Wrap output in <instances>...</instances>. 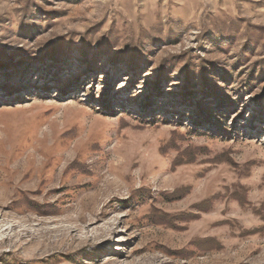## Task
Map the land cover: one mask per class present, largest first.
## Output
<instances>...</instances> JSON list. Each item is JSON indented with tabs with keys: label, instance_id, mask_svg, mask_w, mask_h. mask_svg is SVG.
<instances>
[{
	"label": "rangeland",
	"instance_id": "rangeland-1",
	"mask_svg": "<svg viewBox=\"0 0 264 264\" xmlns=\"http://www.w3.org/2000/svg\"><path fill=\"white\" fill-rule=\"evenodd\" d=\"M0 264H264V0H0Z\"/></svg>",
	"mask_w": 264,
	"mask_h": 264
}]
</instances>
